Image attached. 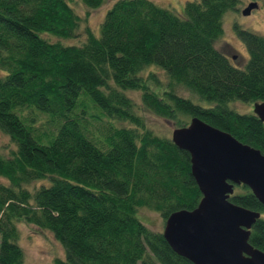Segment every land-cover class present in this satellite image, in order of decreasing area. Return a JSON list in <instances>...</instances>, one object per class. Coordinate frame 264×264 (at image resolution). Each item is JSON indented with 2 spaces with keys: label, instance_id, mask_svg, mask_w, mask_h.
I'll use <instances>...</instances> for the list:
<instances>
[{
  "label": "trees",
  "instance_id": "1",
  "mask_svg": "<svg viewBox=\"0 0 264 264\" xmlns=\"http://www.w3.org/2000/svg\"><path fill=\"white\" fill-rule=\"evenodd\" d=\"M239 2L114 0L95 33L68 0H0V264H29L18 221L52 233L53 264H193L137 214L197 204L189 154L127 91L174 127L196 116L264 152V122L233 106L264 99V35L234 23L242 63L214 44ZM228 199L260 212L248 240L264 251V205L244 183Z\"/></svg>",
  "mask_w": 264,
  "mask_h": 264
},
{
  "label": "water",
  "instance_id": "2",
  "mask_svg": "<svg viewBox=\"0 0 264 264\" xmlns=\"http://www.w3.org/2000/svg\"><path fill=\"white\" fill-rule=\"evenodd\" d=\"M257 6L250 1L242 13ZM252 111L264 122V99L254 101ZM169 136L188 152L201 194L193 208L164 218L161 234L169 247L193 264H264V251L248 240L260 212L228 199L235 184L244 183L264 205V152L196 116Z\"/></svg>",
  "mask_w": 264,
  "mask_h": 264
},
{
  "label": "rangeland",
  "instance_id": "3",
  "mask_svg": "<svg viewBox=\"0 0 264 264\" xmlns=\"http://www.w3.org/2000/svg\"><path fill=\"white\" fill-rule=\"evenodd\" d=\"M69 4L80 15H86V23L91 29L98 33V25L106 9L114 0H102L97 6L87 8L81 0H68ZM155 3L166 7L174 12L181 13L183 4L186 0H153ZM253 0H240L237 9L227 10L222 15V34L215 40V46L225 54H236L235 62L242 63L247 58V49L243 40L235 31L234 23H238L242 27L253 30L264 35V0L257 1L260 6L253 8L249 14H243L242 9ZM159 70V69H158ZM155 76L158 82H163L165 74L159 70H155ZM139 91L128 90L127 93L139 106V111L143 115L145 124L156 132L170 135L171 129L175 126L174 120H166L157 117L142 108L139 100ZM187 96L191 95L183 90L179 91ZM192 98V97H191ZM234 108L240 112H248L252 110L251 102L236 101ZM10 144L9 137L0 131V145L8 146ZM137 214L152 229H162V218L155 211L139 208ZM18 229V243L23 251V260L29 264H53L54 257H63V249L55 240L52 233L47 229H41L32 223L18 221L16 222Z\"/></svg>",
  "mask_w": 264,
  "mask_h": 264
},
{
  "label": "flooded vegetation",
  "instance_id": "4",
  "mask_svg": "<svg viewBox=\"0 0 264 264\" xmlns=\"http://www.w3.org/2000/svg\"><path fill=\"white\" fill-rule=\"evenodd\" d=\"M258 6H260V4H258ZM258 6H257V7H258ZM228 55H229V57L232 58V59H235V58H236V54H234V53H232V54H228Z\"/></svg>",
  "mask_w": 264,
  "mask_h": 264
}]
</instances>
